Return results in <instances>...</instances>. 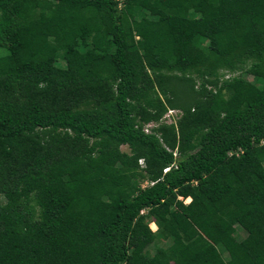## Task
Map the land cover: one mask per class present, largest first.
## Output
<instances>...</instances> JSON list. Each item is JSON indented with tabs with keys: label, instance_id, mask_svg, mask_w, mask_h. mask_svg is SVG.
I'll return each mask as SVG.
<instances>
[{
	"label": "trees",
	"instance_id": "trees-1",
	"mask_svg": "<svg viewBox=\"0 0 264 264\" xmlns=\"http://www.w3.org/2000/svg\"><path fill=\"white\" fill-rule=\"evenodd\" d=\"M0 48V264H264V0H0Z\"/></svg>",
	"mask_w": 264,
	"mask_h": 264
},
{
	"label": "built area",
	"instance_id": "built-area-1",
	"mask_svg": "<svg viewBox=\"0 0 264 264\" xmlns=\"http://www.w3.org/2000/svg\"><path fill=\"white\" fill-rule=\"evenodd\" d=\"M118 1L120 2L121 0H118ZM180 114H181V111L179 109L167 108V110L163 113V115L160 117L158 121H148V122L142 123L141 130L145 134H156L157 136H159L160 133L157 131L158 126H160L161 124H169V125L174 124L175 125L176 120L178 119ZM235 153L238 154V151ZM173 154L176 155V152L174 151ZM231 154H232V151L229 152V155ZM166 170H168V168L164 169V171ZM187 199L188 201L190 200L189 198Z\"/></svg>",
	"mask_w": 264,
	"mask_h": 264
},
{
	"label": "rangeland",
	"instance_id": "rangeland-1",
	"mask_svg": "<svg viewBox=\"0 0 264 264\" xmlns=\"http://www.w3.org/2000/svg\"><path fill=\"white\" fill-rule=\"evenodd\" d=\"M2 54H6V50L4 49V48H0V55H2ZM228 76H231L229 73H226L225 74V76L224 77H228ZM245 77L248 79V80H251L252 79V75H249V74H247V75H245ZM122 149L123 150H126L127 148H126V146L125 145H123L122 146ZM181 199V198H180ZM186 200V199H185ZM185 200H184V202H185ZM186 201H188V200H186ZM185 203H187V202H185ZM152 222H150L149 223V226H150V228L152 229V230H155L156 229V226L154 225V224H151ZM238 231H237V236H238V238L239 239H242L245 235H246V233H245V231L243 230V229H237ZM156 244V243H155ZM155 244H153L151 241L150 242H148V244H147V246H148V249H147V251L149 252V253H152L153 251H154V249H155Z\"/></svg>",
	"mask_w": 264,
	"mask_h": 264
},
{
	"label": "bare ground",
	"instance_id": "bare-ground-1",
	"mask_svg": "<svg viewBox=\"0 0 264 264\" xmlns=\"http://www.w3.org/2000/svg\"><path fill=\"white\" fill-rule=\"evenodd\" d=\"M190 199V198H189ZM188 200V199H187ZM185 202H189V201H185ZM151 224H153V223H151Z\"/></svg>",
	"mask_w": 264,
	"mask_h": 264
},
{
	"label": "crops",
	"instance_id": "crops-1",
	"mask_svg": "<svg viewBox=\"0 0 264 264\" xmlns=\"http://www.w3.org/2000/svg\"><path fill=\"white\" fill-rule=\"evenodd\" d=\"M154 224V223H153ZM155 225V224H154ZM156 226V225H155Z\"/></svg>",
	"mask_w": 264,
	"mask_h": 264
},
{
	"label": "clouds",
	"instance_id": "clouds-1",
	"mask_svg": "<svg viewBox=\"0 0 264 264\" xmlns=\"http://www.w3.org/2000/svg\"><path fill=\"white\" fill-rule=\"evenodd\" d=\"M187 199V198H186ZM153 223V222H152Z\"/></svg>",
	"mask_w": 264,
	"mask_h": 264
}]
</instances>
